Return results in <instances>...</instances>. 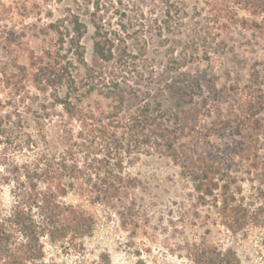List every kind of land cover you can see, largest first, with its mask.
<instances>
[{"label":"rangeland","instance_id":"374dc122","mask_svg":"<svg viewBox=\"0 0 264 264\" xmlns=\"http://www.w3.org/2000/svg\"><path fill=\"white\" fill-rule=\"evenodd\" d=\"M224 16L209 14L204 0H0V67L16 59L29 64L33 54L56 42L49 24L64 21L71 27L79 19L86 32V64L79 75L98 78L83 104L87 110L128 112L138 103L135 94L150 101L164 88L199 79L203 92L187 100L202 108V124H216L222 136L194 144L220 150L226 169L240 177L246 202L258 208L264 200V112L261 130L245 126L237 135L235 128L251 74H264V35L241 22L264 26V14H237L232 20ZM97 25L114 38L113 61L95 54ZM113 80L120 82V89L112 86ZM169 95L168 102L176 103L174 93ZM40 103L19 102L0 73V212L12 208L24 166L45 148L62 146L67 115L58 107L44 119ZM72 128L75 135L82 132L76 122ZM123 158L126 177L136 180L137 188L99 197L70 192L65 201L90 212L95 228L77 251L69 250L66 242H47L49 260L93 263L107 256L112 264H193L191 244L209 242L234 248L243 264H264L263 225L231 233L163 152L141 147Z\"/></svg>","mask_w":264,"mask_h":264},{"label":"trees","instance_id":"16d2710c","mask_svg":"<svg viewBox=\"0 0 264 264\" xmlns=\"http://www.w3.org/2000/svg\"><path fill=\"white\" fill-rule=\"evenodd\" d=\"M204 2L209 14L218 19L225 14L230 20L237 14H264V0ZM241 24L248 29L256 27L264 35V26L256 22L242 20ZM66 25L64 21L48 25L56 42L42 53L33 54L29 64L16 59L2 62L0 67L6 88L19 97V102H41L39 109L45 113L44 119L58 107L67 115V121L62 122L61 148L47 147L24 166L12 208L0 212V264H58L47 258V242H66L69 250L81 249L83 240L93 234L96 220L87 210L68 204L65 198L73 191L99 197L103 192L122 195L137 188L136 180L126 177L123 154L141 147L165 153L181 169L182 179L192 186L209 212L231 233L246 231L257 223L264 226V200L258 208L248 204L240 177L226 169L221 151L194 144L222 136L216 124H202L205 114L199 104L191 102L203 92L201 81L189 79L178 88H164L150 101L135 94L138 103L128 112L123 111L124 117L120 110H87L83 104L98 78L91 73L79 75L80 66L86 64L85 25L79 19L71 27ZM114 45V38L97 25V57L113 61ZM116 80L111 81L112 86L120 89V82L114 83ZM170 93H174V104L168 102ZM243 94L240 115L236 114L237 135H242L245 126L261 130L264 74L252 73ZM73 122L82 129L78 135L74 134ZM253 168L260 170L257 165ZM189 257L193 264H243L234 248L209 242L191 244ZM78 264L112 262L102 256L97 262L80 260Z\"/></svg>","mask_w":264,"mask_h":264}]
</instances>
